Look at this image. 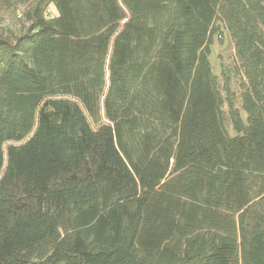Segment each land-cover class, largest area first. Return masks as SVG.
<instances>
[{"label":"trees","instance_id":"16d2710c","mask_svg":"<svg viewBox=\"0 0 264 264\" xmlns=\"http://www.w3.org/2000/svg\"><path fill=\"white\" fill-rule=\"evenodd\" d=\"M7 1L0 264H264V0Z\"/></svg>","mask_w":264,"mask_h":264},{"label":"rangeland","instance_id":"374dc122","mask_svg":"<svg viewBox=\"0 0 264 264\" xmlns=\"http://www.w3.org/2000/svg\"><path fill=\"white\" fill-rule=\"evenodd\" d=\"M21 10L22 7L15 10L13 5L7 0H0V23L4 25L9 24L11 26L17 25L19 22L18 15L21 13ZM47 15L50 17L57 15V10L53 4L48 7ZM215 26L217 27V30L213 35L210 61L213 65L214 73L218 78L224 97L226 99L230 98L234 101L236 107L241 108V93L245 88L246 79L238 67L234 42L220 16H218ZM223 109L226 116L227 129L231 135H235L236 133L229 119V106L227 102L224 103ZM242 114L245 117L244 112H242ZM10 143L12 142L4 144L5 154ZM5 160H7L6 155Z\"/></svg>","mask_w":264,"mask_h":264}]
</instances>
